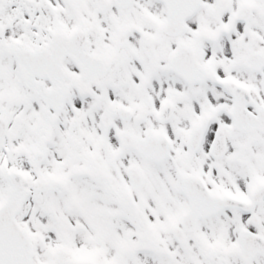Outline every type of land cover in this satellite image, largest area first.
Listing matches in <instances>:
<instances>
[{
	"label": "snow or ice",
	"instance_id": "obj_1",
	"mask_svg": "<svg viewBox=\"0 0 264 264\" xmlns=\"http://www.w3.org/2000/svg\"><path fill=\"white\" fill-rule=\"evenodd\" d=\"M0 264H264V0H0Z\"/></svg>",
	"mask_w": 264,
	"mask_h": 264
}]
</instances>
